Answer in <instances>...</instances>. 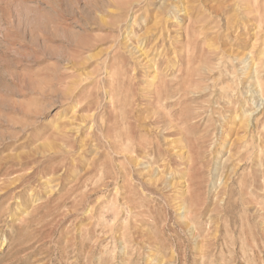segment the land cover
I'll return each instance as SVG.
<instances>
[{
  "label": "rangeland",
  "instance_id": "374dc122",
  "mask_svg": "<svg viewBox=\"0 0 264 264\" xmlns=\"http://www.w3.org/2000/svg\"><path fill=\"white\" fill-rule=\"evenodd\" d=\"M0 264H264V0H0Z\"/></svg>",
  "mask_w": 264,
  "mask_h": 264
},
{
  "label": "bare ground",
  "instance_id": "6f19581e",
  "mask_svg": "<svg viewBox=\"0 0 264 264\" xmlns=\"http://www.w3.org/2000/svg\"><path fill=\"white\" fill-rule=\"evenodd\" d=\"M250 64V63H249ZM251 66V65H250ZM250 72V71H249ZM252 72H250V74H251ZM249 75V74H248ZM167 93V92H166ZM163 94V93H162ZM161 97V96H160ZM173 97V96H172ZM172 120V119H171ZM174 121V120H173ZM172 124V123H171ZM262 132V131H261Z\"/></svg>",
  "mask_w": 264,
  "mask_h": 264
}]
</instances>
